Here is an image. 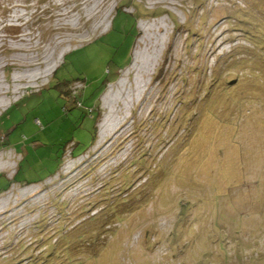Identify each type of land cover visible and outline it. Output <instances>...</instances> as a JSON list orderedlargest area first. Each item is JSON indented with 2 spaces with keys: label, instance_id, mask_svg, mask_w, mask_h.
I'll use <instances>...</instances> for the list:
<instances>
[{
  "label": "rangeland",
  "instance_id": "obj_1",
  "mask_svg": "<svg viewBox=\"0 0 264 264\" xmlns=\"http://www.w3.org/2000/svg\"><path fill=\"white\" fill-rule=\"evenodd\" d=\"M0 85V264H264V0H0Z\"/></svg>",
  "mask_w": 264,
  "mask_h": 264
},
{
  "label": "trees",
  "instance_id": "obj_2",
  "mask_svg": "<svg viewBox=\"0 0 264 264\" xmlns=\"http://www.w3.org/2000/svg\"><path fill=\"white\" fill-rule=\"evenodd\" d=\"M7 113V112H6ZM96 127V125H95ZM94 142H95V139H94ZM93 142V143H94ZM64 151H65V147H64ZM64 151H63V157H64ZM73 155H74V150H73ZM62 157V158H63ZM18 175V171L15 173L13 179L15 180L16 177ZM2 176V175H0ZM10 181V180H9ZM11 182V181H10ZM12 183V182H11ZM10 183V185H11ZM83 237V236H82ZM80 235H76L74 238H71V241H70V244H71V248H74L76 250V255H78V257H80L81 253H82V250L84 248V243H83V239ZM83 240V241H82ZM95 240V239H94ZM97 240V239H96ZM96 240L94 242V245L96 244ZM82 241V243H80ZM87 247V246H86ZM98 252V251H97ZM94 254H97L96 252Z\"/></svg>",
  "mask_w": 264,
  "mask_h": 264
},
{
  "label": "bare ground",
  "instance_id": "obj_3",
  "mask_svg": "<svg viewBox=\"0 0 264 264\" xmlns=\"http://www.w3.org/2000/svg\"><path fill=\"white\" fill-rule=\"evenodd\" d=\"M97 7V6H96ZM93 12V11H92ZM34 77V76H33ZM23 77H20V78H17V80H21ZM17 80H15V81H17ZM22 80H24L25 81V79H22ZM19 82V81H18ZM3 94H5V93H3V87L0 85V95H3Z\"/></svg>",
  "mask_w": 264,
  "mask_h": 264
}]
</instances>
